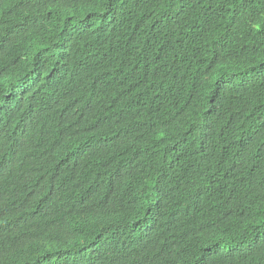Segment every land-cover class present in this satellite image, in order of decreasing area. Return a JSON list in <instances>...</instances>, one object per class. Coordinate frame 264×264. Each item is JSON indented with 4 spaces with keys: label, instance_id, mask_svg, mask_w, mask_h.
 I'll return each instance as SVG.
<instances>
[{
    "label": "trees",
    "instance_id": "16d2710c",
    "mask_svg": "<svg viewBox=\"0 0 264 264\" xmlns=\"http://www.w3.org/2000/svg\"><path fill=\"white\" fill-rule=\"evenodd\" d=\"M147 235L142 264H264V0H0V264Z\"/></svg>",
    "mask_w": 264,
    "mask_h": 264
},
{
    "label": "clouds",
    "instance_id": "9594fccd",
    "mask_svg": "<svg viewBox=\"0 0 264 264\" xmlns=\"http://www.w3.org/2000/svg\"><path fill=\"white\" fill-rule=\"evenodd\" d=\"M163 153H164L166 158L169 157L168 147L164 148ZM150 251L159 252L160 254L163 255V257H165V255H166L165 251L162 248H160V246L158 245L156 239L152 235H147V236L142 237L138 241V253L136 255L135 261L132 264H142L139 260V255L140 254H146ZM118 264H125V263L120 262Z\"/></svg>",
    "mask_w": 264,
    "mask_h": 264
}]
</instances>
